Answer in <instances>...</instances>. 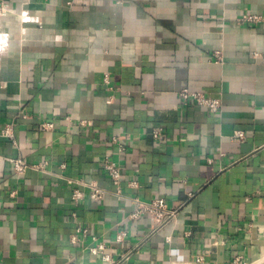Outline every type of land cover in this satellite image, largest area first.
<instances>
[{"label":"crops","instance_id":"obj_1","mask_svg":"<svg viewBox=\"0 0 264 264\" xmlns=\"http://www.w3.org/2000/svg\"><path fill=\"white\" fill-rule=\"evenodd\" d=\"M6 1L27 16H0L22 39L0 52V264H107L91 237L70 241L72 211L114 257L132 249L120 264H264V0ZM184 87L221 97L220 111L183 104ZM105 155L122 197L94 202L84 183L113 189ZM16 157L45 170L17 176ZM135 195L164 197L175 222L150 234L148 217H127Z\"/></svg>","mask_w":264,"mask_h":264},{"label":"built area","instance_id":"obj_2","mask_svg":"<svg viewBox=\"0 0 264 264\" xmlns=\"http://www.w3.org/2000/svg\"><path fill=\"white\" fill-rule=\"evenodd\" d=\"M14 14L18 15L21 19H24L27 16L26 9L16 10L11 8L6 0H0V16ZM241 22L247 23H255L260 18L256 14H245L241 17L237 18ZM22 41L21 38L14 39V37L10 33L0 32V52L8 50L13 46H17ZM213 57L215 62H221V53L219 50H215L213 52ZM103 82L106 84L110 83L109 76L105 73L102 77ZM178 96L183 104L193 103L199 106H203L210 113H218L222 106V99L219 96H211L205 92L193 90L187 87L181 88L178 90ZM80 124H85L84 121H80ZM54 126L53 122L42 121L39 123L40 130H49ZM160 128L152 131V136L156 138L160 133ZM1 135L12 139L11 126L6 125L1 130ZM244 137V132L242 130H235L233 134L230 136L231 140L240 141ZM125 147L122 144H118V151L121 153ZM12 162V170L14 174L17 176L23 175L28 168H34L40 171L45 170L46 162H38L36 164H28L20 157L13 158ZM62 168L65 167V164H60ZM101 167L104 172L108 176L113 189L109 190L98 185L96 180H90L83 185L89 189L88 196L94 202H98L102 200L103 196L106 193H112L117 197H122V192L119 186L120 180L122 178V168L118 161L112 159L109 155H105L101 160ZM69 183L73 180L66 179ZM77 182H80L76 180ZM129 186L136 187L135 181H130ZM12 192L11 195H13ZM85 197V193L83 190L73 187L71 189V199L73 201L74 206L80 203V201ZM129 202L132 204L133 208L128 214V219L135 220L140 216L148 217L152 222V228L150 234L156 232L161 227L174 223L176 220L177 209L172 208L167 204V201L162 196L154 197L150 200H142L138 196H131L128 198ZM71 218L74 221V229L73 232L69 235L70 241L72 243L82 242L88 236L91 237L94 244L86 246V250L89 254L99 256L100 260L107 264H120L121 262L127 260L132 254V249H129L123 253H121L118 257H114L110 249L106 246L103 241H99L95 236L90 235L88 232V228L77 221V213L76 211L71 212ZM127 236V232L125 230L120 231L114 238L115 242H121ZM200 256H196L195 262L198 263L201 261ZM240 262L238 257H234L231 260L232 264H237ZM179 264V263H176ZM188 264V263H187Z\"/></svg>","mask_w":264,"mask_h":264}]
</instances>
